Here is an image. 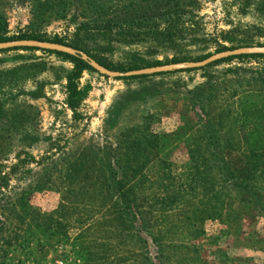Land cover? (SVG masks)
<instances>
[{
    "label": "rangeland",
    "instance_id": "1",
    "mask_svg": "<svg viewBox=\"0 0 264 264\" xmlns=\"http://www.w3.org/2000/svg\"><path fill=\"white\" fill-rule=\"evenodd\" d=\"M69 1L67 16L38 22L35 0H0L4 32L62 38L114 64L200 58L217 53L220 45L264 44V0ZM100 20L120 25L101 31ZM161 32L177 36L155 40ZM72 66L42 50L0 53V264H85L86 248L95 258H124L121 264H159L158 247L146 232L121 233L110 215L94 224L84 221L93 212L106 214L90 206L92 194L82 195L81 178L97 175V159L121 146L134 125L161 136L146 177L182 176L192 162L191 148L204 145L207 125L224 138L239 135L241 120L227 114L230 93L264 88V58L125 79L88 69L81 79L88 94L76 112L65 87ZM241 153L234 151L233 158ZM84 158L93 167L83 168L72 186L63 183L65 166ZM261 189L264 199V184ZM237 206L232 208L244 214L235 223L208 219L198 225L199 236L166 244L170 264H264V207ZM96 260L87 264L103 261Z\"/></svg>",
    "mask_w": 264,
    "mask_h": 264
},
{
    "label": "trees",
    "instance_id": "2",
    "mask_svg": "<svg viewBox=\"0 0 264 264\" xmlns=\"http://www.w3.org/2000/svg\"><path fill=\"white\" fill-rule=\"evenodd\" d=\"M70 4L69 0H35L33 8L35 20L40 22L39 20L43 21L46 19L45 17L63 18L67 16ZM119 25L113 20H100L97 22L96 28L101 31H112ZM175 36H177L175 32H168L167 35L161 32V35H155L154 39L161 40L162 37L167 39ZM25 38L53 41L80 48L78 45H73L58 37L50 39L27 33L8 36L0 21V41ZM251 45L253 43L245 46ZM257 45L264 44L257 43ZM238 47L240 46L220 45L217 51ZM12 50H42L73 63L66 73L65 87L67 104L74 112L77 111L88 94L81 83L83 74L88 69H94L87 60L80 55L30 47L0 50V53ZM211 55L206 54L200 58L175 56L168 61L157 59L147 63L135 61L130 64H114L101 58L96 59L108 69L125 72L167 63L200 61ZM256 57L264 58V54L230 56L208 66L234 58ZM206 67L186 70L205 69ZM163 73L166 72L157 74ZM230 98L233 107L227 114H237L241 120L239 143L236 142L238 136H234V133L224 138L220 132L207 125L201 134V137L204 138V145L196 143L197 146L191 148L192 162L187 168L188 171L180 177L170 174L162 175L156 181H151L146 177L145 167L149 163L151 153L162 146L161 136L151 131L146 125H134L128 128V131L123 135L121 146L113 151L104 150L97 159L100 162L95 165L98 166V174L90 176L87 173L85 174L87 177H82L79 182L82 185V195L92 194V197L89 198L95 200L93 201L95 204L90 206L97 207L102 210L100 212L106 214L104 217H99L98 213L93 212L86 218L84 216V221L94 224L110 215L113 218L110 221L112 225L114 224L115 230L121 231V233L130 230L137 234L146 232L158 247L155 256L158 263L170 264L171 258L165 254L166 244H182L187 238L199 236L198 225L208 219L225 218L228 222L235 223L244 214V211L232 208L236 204L243 209L264 207L261 191L264 184V88L259 86L252 89H236L230 93ZM234 151L242 152L238 159L233 158ZM89 163L90 160L86 158L77 162H69L61 172L62 182L72 186L81 177L83 168L92 166ZM156 184L158 186L155 188ZM69 187L68 191L71 192L73 188L69 190ZM96 201H100V203L97 204ZM4 224L0 220V230ZM83 257L86 261L85 264L97 261V258L103 260L102 262L98 261L101 264H121L125 261L124 258L110 255H105V258L102 255L95 258L88 248H86Z\"/></svg>",
    "mask_w": 264,
    "mask_h": 264
},
{
    "label": "water",
    "instance_id": "3",
    "mask_svg": "<svg viewBox=\"0 0 264 264\" xmlns=\"http://www.w3.org/2000/svg\"><path fill=\"white\" fill-rule=\"evenodd\" d=\"M38 48L43 50H52V51H59L64 52L72 55H80L85 60H87L90 65L108 76L113 77H132V76H141V75H152L161 72H171V71H178V70H186L191 68H200L207 66L217 60H221L230 56L236 55H243V54H264V45H252V46H243L238 47L235 49H229L220 51L217 53L212 54L206 59L200 61H181V62H174V63H167L158 66H150L144 67L139 69L128 70L125 72H121L118 70H111L102 65L99 61L92 58L88 54L84 53L83 51L72 47L70 45L64 43H58L53 41H46V40H39V39H14L8 41H0V50H7L11 48Z\"/></svg>",
    "mask_w": 264,
    "mask_h": 264
},
{
    "label": "crops",
    "instance_id": "4",
    "mask_svg": "<svg viewBox=\"0 0 264 264\" xmlns=\"http://www.w3.org/2000/svg\"><path fill=\"white\" fill-rule=\"evenodd\" d=\"M183 95V97H184V102L187 104H189V106L191 107V105H192V101H191V98H190V95L189 94H182ZM189 95V96H188ZM195 114H197L196 112H195Z\"/></svg>",
    "mask_w": 264,
    "mask_h": 264
}]
</instances>
